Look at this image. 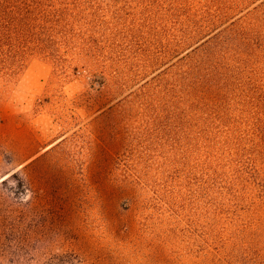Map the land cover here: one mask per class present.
Returning <instances> with one entry per match:
<instances>
[{"label": "rangeland", "instance_id": "374dc122", "mask_svg": "<svg viewBox=\"0 0 264 264\" xmlns=\"http://www.w3.org/2000/svg\"><path fill=\"white\" fill-rule=\"evenodd\" d=\"M2 1L0 264H264V0Z\"/></svg>", "mask_w": 264, "mask_h": 264}, {"label": "trees", "instance_id": "16d2710c", "mask_svg": "<svg viewBox=\"0 0 264 264\" xmlns=\"http://www.w3.org/2000/svg\"><path fill=\"white\" fill-rule=\"evenodd\" d=\"M6 3V6H14L8 8V10H3L2 8ZM15 9L16 4L13 2L0 0V58L13 59L12 65H15L19 59L17 57L21 54V51H24L22 41L25 37L24 28L19 26L21 22L24 23L25 15L23 16V13H19Z\"/></svg>", "mask_w": 264, "mask_h": 264}]
</instances>
